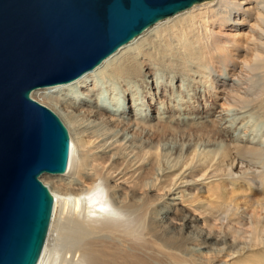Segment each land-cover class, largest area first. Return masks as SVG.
Masks as SVG:
<instances>
[{
  "label": "bare ground",
  "instance_id": "6f19581e",
  "mask_svg": "<svg viewBox=\"0 0 264 264\" xmlns=\"http://www.w3.org/2000/svg\"><path fill=\"white\" fill-rule=\"evenodd\" d=\"M173 17L76 81L33 92L55 108L71 136L66 173L42 175L51 178L44 184L55 204L38 264H164L165 255L174 264H223V257L231 261L224 264H264V145L233 135L223 112L201 109L200 92L190 104L196 116L180 114L187 119L178 124L213 131L172 136L180 139L174 143L155 140V124L143 122L136 108L118 113L120 99L106 87L125 84L129 101L137 67L154 69L153 82L160 64L170 72L205 65L215 100L238 107L240 115L251 107L264 123V0H214ZM205 191L208 199L201 198ZM217 225L224 231L216 232Z\"/></svg>",
  "mask_w": 264,
  "mask_h": 264
},
{
  "label": "water",
  "instance_id": "95a60500",
  "mask_svg": "<svg viewBox=\"0 0 264 264\" xmlns=\"http://www.w3.org/2000/svg\"><path fill=\"white\" fill-rule=\"evenodd\" d=\"M209 0H0V264H38L71 137L34 91L97 69L160 21Z\"/></svg>",
  "mask_w": 264,
  "mask_h": 264
},
{
  "label": "rangeland",
  "instance_id": "374dc122",
  "mask_svg": "<svg viewBox=\"0 0 264 264\" xmlns=\"http://www.w3.org/2000/svg\"><path fill=\"white\" fill-rule=\"evenodd\" d=\"M212 1H214V0H209V1L203 2L201 4L209 3ZM201 4H199V5H201ZM199 5H196V6H199ZM191 9H189V10H191ZM189 10H187V11H189ZM182 13H184V12H182ZM182 13H180V14H182ZM180 14H178V15H180ZM173 18L174 17H170L167 20H173ZM167 20H163L161 22H164ZM161 22H159V23H161ZM155 26L156 25H154L153 27H155ZM153 27L148 29L141 36L146 34ZM241 30H243V32L245 34H247L248 28L245 27L244 29H241ZM140 37H138V38H140ZM137 39H135V40H137ZM234 54H236L235 57L239 56L240 59H244L247 57L248 58V59L246 58L247 60H251V55L249 53H247V55H246L242 52H237V53L234 52ZM193 55L195 56V53ZM199 55L202 56V53L200 51H199ZM196 66L197 65H195V67ZM204 66L205 65L200 66L199 71L197 70L198 68L194 67L191 72H188L186 70L187 67L185 68L184 66H180L179 69L174 67V68H172V71L175 72V74H177V77H178V79L175 80L172 76V74H173V73H171L172 71L170 72V70H169V68L171 69V67H168L167 65L160 64L159 67L156 66V69H159L158 70L159 73H158V77H156V81L153 80V82H152V76L155 75V73H156V71L154 69L145 70V69H141V67H137L136 71H134V73H135L134 76L136 79V81H135L136 83L133 85L134 87L132 89V91H134V93H132L133 94L132 96H129V101L127 99V93H126L127 87L124 86L125 84H114V81H109V83L107 84L106 87L112 86L111 91L113 93L111 94V98L114 97V98L120 99V103H121L120 105L123 108L120 111H118V113H121L125 110H127V111L131 110L132 111L133 109L136 108V110L139 109V112L142 116L143 122L155 124L154 129H153L154 134L152 137L155 140L162 141L164 143H171V142L174 143L173 140H180V139L179 138H171L172 136L173 137L174 136H181V137L190 138L193 134L197 135L199 133L200 134L201 133H209V132L213 131L212 126L205 127V129H195V128H186L185 126L181 127L178 124L179 122H182L183 120L187 119V117L185 115L180 116V114L187 113L189 116H192V117L196 116V114H193L191 112L190 104H192L194 102L192 97H194V95L196 93L198 94L200 92L201 97L199 100V105H200L201 109L203 108V110L205 112H209L212 110L215 113V115L220 114L218 112H223L222 117H225L228 120V122H231V123H229V126H231V128L233 129V135L236 134L237 136H246L247 139H249V141L256 143V144H259V145H261V144L264 145V123L258 117V113L256 112V110H251L250 109L251 107H249V108L243 110V111H245V113L240 115L237 111L238 107H236V106L234 107V105H232L230 103L226 104L222 98H220L219 100L218 99L215 100L212 96V93H211L212 88H210L211 86H210V83L208 82V78H209L208 76L210 74L209 71H211V69L209 70V67L205 66L206 67L205 68L206 70H205V69H203ZM206 73H209V74H206ZM146 76L149 77V79L148 78L147 79L151 83V84H148V87L146 86V84L143 83V80L145 79ZM92 85H94V84H92ZM87 96H88V94H87ZM81 98L84 100V98H85L84 94L81 95ZM34 100L41 103L42 105H45L46 107H48L49 109H51L53 112H55L57 114L55 108L49 106L48 100H45L42 93H38L37 95H35ZM111 100L109 99V97H106L104 99V101L108 103L109 109L111 111H116L117 109L111 106V103H110ZM79 103L80 102H73V104H75V105H78ZM230 105H232V106H230ZM132 112H134V110ZM158 118H160V119L162 118V121ZM64 125H65V123H64ZM170 125L172 127H168ZM236 127L238 129H236ZM175 130H178L180 133L177 135ZM69 134H70V131H69ZM50 179L51 178L46 179L44 177H41V181L43 182V184L45 183L44 181L50 180ZM49 190H50V188H49ZM250 193H252V192L250 191ZM153 194L157 198H159V193L154 192ZM201 198L208 199L206 191H205V193H203V196H201ZM254 198H255V200H261L260 196H256ZM239 203H241V206H244L243 205L244 200L242 198L239 199ZM243 209L246 211L247 218L249 220H251V218L253 217V214L251 212H249L247 210V208L243 207ZM241 211H242V209L240 210V212ZM61 223H63V220ZM238 227L239 226H237V228ZM239 228L243 231H249L251 229L249 225H246L243 229H242V227H239ZM234 229H235V227H234ZM214 230L216 232H219V233H220V231H224V230H221L218 227V225L214 228ZM228 233L231 234V231L228 230ZM240 247L243 248L244 245H241ZM151 251L154 252L156 255H161V251L157 248L151 247ZM256 253H258V252H256ZM209 259H210L209 257L202 258L201 262L205 261V263H207L209 261ZM241 260H244V258H242ZM176 261H178V260L174 259L170 255H165L164 258H160L159 263L161 262L164 264H174ZM220 261H223V264H224V261L226 263L231 262L230 258H228V257L227 258L223 257V258H221ZM246 261H248V260L246 259ZM239 262L242 263L243 261H239ZM153 264H156V262L153 261Z\"/></svg>",
  "mask_w": 264,
  "mask_h": 264
},
{
  "label": "snow or ice",
  "instance_id": "6c2138e0",
  "mask_svg": "<svg viewBox=\"0 0 264 264\" xmlns=\"http://www.w3.org/2000/svg\"><path fill=\"white\" fill-rule=\"evenodd\" d=\"M103 210V209H102Z\"/></svg>",
  "mask_w": 264,
  "mask_h": 264
}]
</instances>
